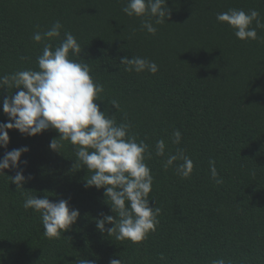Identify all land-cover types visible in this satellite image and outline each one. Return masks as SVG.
<instances>
[{"label":"trees","instance_id":"1","mask_svg":"<svg viewBox=\"0 0 264 264\" xmlns=\"http://www.w3.org/2000/svg\"><path fill=\"white\" fill-rule=\"evenodd\" d=\"M127 0H0V76L38 70L43 45L35 32L59 21L61 37L71 32L93 80L104 86L101 111L117 123H129L130 134L143 140L152 153L145 163L153 176L149 206L158 207L159 224L139 243L119 241L101 233L96 219L119 217L110 209L104 189L85 187L89 172L64 142L57 153L49 144L53 129L28 137L8 130L7 151L27 147L14 177L22 170L27 180L16 189L0 175V264H78L80 258L109 264H264V28L258 40L241 41L216 15L228 9L257 10L264 21V0H166L170 18L155 35L141 30V18L122 12ZM154 23V20H153ZM255 27V23H253ZM123 57L155 62L158 72H126ZM20 89H9L14 96ZM7 89H0V123ZM10 98V97H9ZM117 100L116 110L109 103ZM175 130L179 144L172 142ZM166 143V155H155L156 141ZM182 150L194 164L188 179L167 170L168 155ZM222 184L211 179L209 160ZM28 195L68 201L80 213L59 240L43 234L39 213L25 210ZM106 202V203H105ZM109 203V205L107 204ZM113 225L106 224L105 228Z\"/></svg>","mask_w":264,"mask_h":264},{"label":"clouds","instance_id":"2","mask_svg":"<svg viewBox=\"0 0 264 264\" xmlns=\"http://www.w3.org/2000/svg\"><path fill=\"white\" fill-rule=\"evenodd\" d=\"M122 12L129 17L141 18V30L155 35L157 28L154 25L164 24L170 18L171 10L166 6V0H127ZM216 21L229 26L241 41L258 40L257 29L264 28L260 13L254 9L248 12L228 9L218 13ZM62 29L63 25L56 21L46 31L33 34L32 40L43 45L42 54L36 58L38 70L26 69L0 76V89H20L14 96L8 91V97L2 100L8 122L0 123V148L7 147L8 130L11 129L28 137L48 129L55 130L59 136L51 140L50 149L60 153L64 142L70 143L77 160L92 173L85 187L103 188L104 196L110 201V205L107 204L119 217L118 223L112 215L96 219L97 230L115 234L119 241L142 242L149 233L157 230L159 224L160 209L149 206L153 176L145 160L150 159L152 153L143 140L137 142L130 134L129 123L118 124L114 116L100 110L96 101L103 102L104 86L93 80L86 63L69 56L70 53L73 57L81 56L83 52L76 37L64 31L63 39L53 48L52 41L61 37ZM120 64L126 66V72L137 74H156L159 70L155 62L141 57H123ZM109 103L119 110L117 100ZM172 137V142L179 144L181 132L175 130ZM166 147L163 139L157 140L155 155L164 157ZM28 151L26 146L13 149L0 158V175L9 177L16 189L24 190L27 180L23 171L17 170L15 176L10 177L4 170H16L19 163L26 164L27 161H21L20 157ZM176 161H181L175 165L177 175L182 179L190 178L194 164L182 150L168 155L163 166L167 170ZM209 170L211 179L222 184L223 179L212 159ZM23 208L39 213L44 236L55 240H59L80 215L77 209H70L67 200L52 202L48 196L28 195ZM106 224L113 226L106 229ZM78 264H95V261L80 258ZM109 264H122V261L110 258ZM212 264H225V260L216 259Z\"/></svg>","mask_w":264,"mask_h":264}]
</instances>
